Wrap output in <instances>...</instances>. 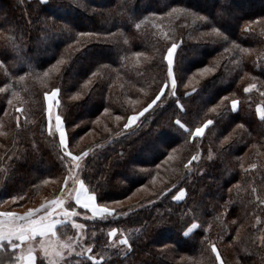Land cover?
Instances as JSON below:
<instances>
[{
  "label": "trees",
  "instance_id": "obj_1",
  "mask_svg": "<svg viewBox=\"0 0 264 264\" xmlns=\"http://www.w3.org/2000/svg\"><path fill=\"white\" fill-rule=\"evenodd\" d=\"M103 1L0 0V87L7 84L10 89L0 92V202L21 194L27 199L15 206L34 204L40 192L56 188L47 190L43 181L62 175L58 141L47 136L42 123L45 84L48 89H60L71 150L79 153L101 145L86 157L82 173L101 203L125 197L134 186L146 183L169 153L176 154L174 163L169 161L172 170L162 188L132 208H118L122 212L133 209L126 217L97 222V229L111 226L128 232L131 243L130 250L122 245L109 248L105 231L98 232L95 251L105 257L104 264H217L206 240L217 244L224 264H231L226 246L240 264H263L264 120L254 110L258 103L264 107L260 95L264 92V0H256L258 6H251L253 0H212L211 4L207 0ZM243 2L249 5L247 12L235 17L232 7L240 5L243 10ZM173 8L194 15L178 11L169 17ZM64 11L73 19H64ZM213 27L227 39L203 35ZM173 42L179 45L175 64L182 122L194 128L213 119L216 123L210 130L195 140L177 131L174 108L181 110L173 104L150 110L126 132L122 131L123 117L108 125L110 133L99 131L92 144L77 148L82 134L79 124L87 122L88 127L105 109L124 114L120 92L113 84L122 86L130 99L144 98L141 88L147 96L155 91L165 76L162 54ZM200 48L205 55L192 58ZM48 52L52 54L47 56ZM59 60L64 63L57 65ZM183 62L190 68L182 67ZM5 68L15 75L6 77ZM204 68L214 70L198 84L183 86L186 73ZM20 75L24 81H19ZM250 83L257 87L245 93ZM80 90L84 96L71 101V94ZM233 98L239 100L237 112L230 108ZM18 107L23 117L15 120ZM213 107L216 112L209 111ZM230 133L231 138L221 143ZM155 135L164 138L163 150L150 163L133 162L141 145L155 141ZM197 154L200 158L186 169L184 165ZM179 188L185 189L186 196L177 202L172 196ZM192 222L200 227L186 238L182 233Z\"/></svg>",
  "mask_w": 264,
  "mask_h": 264
},
{
  "label": "snow or ice",
  "instance_id": "obj_2",
  "mask_svg": "<svg viewBox=\"0 0 264 264\" xmlns=\"http://www.w3.org/2000/svg\"><path fill=\"white\" fill-rule=\"evenodd\" d=\"M178 11L181 14L194 15L186 9L178 10L176 8H173L167 15L171 17ZM197 19L203 20L204 18L197 17ZM154 26L158 27L159 25ZM136 27L139 28L140 24H137ZM81 35L91 36L93 34L82 33ZM203 35L227 39L216 27H213L211 32ZM69 47L72 46L70 45ZM178 47L179 45L173 42L167 47L166 53L162 54L161 63L162 66H166V75L157 83L156 91L149 97L150 102L147 103L146 107H142L135 114L127 116V122L123 125L125 130L135 125L139 118L144 116L149 110L164 108L165 106L172 107L173 104L181 110L176 112L174 108L176 119L173 126L176 127L177 131H182V134H188L193 140L203 137L205 131L210 130V126L216 123L213 119H205L193 129L187 127L185 122H182L184 108L177 97L178 77L176 72L178 69L175 64V55ZM227 51L228 49L226 48L225 52ZM136 55L139 56L140 53L137 52ZM63 63V60L57 61V65ZM0 67H3V64H0ZM53 67L55 68L56 66L54 65ZM180 70L182 71V69ZM212 70L214 69L205 68L202 74ZM4 71L6 77L15 75V73H10L7 68ZM47 75L48 73L45 72L44 76L46 77ZM18 79L19 81H24L25 76L20 75ZM37 79H40L38 75ZM0 83L3 82L0 81ZM90 83V80L87 81L85 87ZM256 87L255 83H250L243 91L250 93ZM9 90L7 84L0 87V92H8ZM140 91L144 92L145 89L141 88ZM195 91L196 89H193V92ZM59 93V88H52L50 92L44 94L46 119L42 123L45 125L44 130L47 136L52 137L54 142L58 141V159L62 175L51 181L56 185L53 194L50 198L45 197L38 206L28 207L23 212L11 210L20 201L27 199L26 195L21 194L12 195L8 200L4 201L3 203L7 204V207L0 206V264H104L105 257L101 255L98 258L95 253L98 232L102 233L104 231L103 228H96L97 222L108 223L110 220H116L121 216L126 217L132 211V209H129L128 212L118 211L122 204L121 201H114V206H110L108 203H101L99 193L82 176L89 151L74 153L71 150L66 124L59 114H54L53 112V107L61 103ZM145 94L147 95V93ZM188 94L185 93V95ZM12 95L19 100L17 92L13 91ZM260 95L264 96V92H261ZM79 98V93L70 97L72 100ZM223 99L227 100L228 98L224 97ZM7 103L12 105L13 101L9 99ZM230 104L231 110L237 112L239 101L233 98ZM217 107H213L209 111L216 112ZM15 111L20 113L22 109L16 108ZM107 111L108 109H105V112ZM256 111L259 118L264 120V107L257 105ZM53 118L54 126L52 123ZM115 119L120 121L123 117L116 116ZM237 127H242V125H237ZM230 138L231 133L221 143L226 142ZM175 151L173 149V152ZM173 158L172 153H169L168 159L171 160ZM199 158V154L193 155L184 167L188 169L192 161H196ZM252 167H255V165H252ZM49 182V179L43 181L44 184H49ZM163 194L164 192L162 191L161 195ZM185 196V189L180 188L179 192L172 196V199L181 201ZM260 203L264 204V200H261ZM88 222H91V225ZM199 227L197 223L193 222L182 235L187 238L193 230H198ZM205 232H207V229H205ZM117 234L118 229L116 227H112L107 231V247L114 248L116 246L113 238ZM205 242L215 255L217 264H223L217 244L212 240H206ZM260 243L264 244V237L261 238ZM119 245L127 246L130 250V238L124 236L119 240Z\"/></svg>",
  "mask_w": 264,
  "mask_h": 264
},
{
  "label": "rangeland",
  "instance_id": "obj_3",
  "mask_svg": "<svg viewBox=\"0 0 264 264\" xmlns=\"http://www.w3.org/2000/svg\"><path fill=\"white\" fill-rule=\"evenodd\" d=\"M39 1L43 2L45 0H39ZM147 1L152 2L153 0H143L142 3L143 4H146ZM207 1H208L209 4L212 3V0H207ZM103 2H106V0H104ZM250 2H251V6H254V4L258 6L256 0H253V1H250ZM242 4H243V10L241 8L242 6H240V5L232 7V9L236 12V13H234V16L235 17L240 16L241 13H242V11L247 12V10L249 8V5H247L246 2L245 3L243 2ZM62 17L64 19H67V18L68 19H73L71 13H66L65 11H64V13H62ZM228 29H229V31H231L230 27H228ZM263 38H264V33H263ZM170 45H171V43L167 47H169ZM167 47L164 49L163 54L166 53ZM51 54H52V52H48L47 56L48 55L50 56ZM202 55H205V53L200 48V52L198 54H196V55H191V57L194 58V59H200V58L203 57ZM164 67H165L164 73L166 75V66H164ZM182 67H184L185 69L190 68L186 62L185 63L183 62ZM204 69H196V71H194V72L193 71H190V72L186 73L185 76H184V85L183 86L185 88H187L190 85L198 84L201 81L202 77L206 74V73L202 74V72H203ZM208 69H210V68H208ZM210 72H212V71H209L207 73H210ZM42 84H44V83H42ZM112 87H113L114 90L118 89V91L120 92V96H121L120 99H121V102L123 103L124 108H125V110L123 111L124 114L123 115H120L119 113H114V112H110V111H107V112L101 111V112H99V115H97L96 117H94V118H92L90 120V124L88 125V127L85 124L87 122H82L81 124H79L80 125L79 128L80 127L82 128L80 130V132H82V134L80 136H78V140H77V144H76L77 145V148H79V146L82 143H90L91 142V144H92V141H94L95 139L98 138L99 135H97V134H98L99 131H104L106 133H110L109 132L110 129H108L109 128L108 125L114 124V123L118 122L115 119L116 116L124 117V120H125L124 121V124H125L127 122V116L135 114L142 107H146L147 103L150 102L149 97H151L152 94H153V92H152L151 95L147 96L145 94L146 92L139 91V92H141V94L144 93V98L137 97L135 99H133V98L130 99V98H128V97H126L124 95V89L122 88V86H120V85H114L113 84ZM52 88H56V87H52ZM51 89H48L46 87V85L44 84L42 86V90H41L42 110L44 111L45 119H46V112H45L46 102L44 100V94L46 92H50ZM155 91H156V89H155ZM77 93L80 94V98H82L84 96V90L83 91L80 90L79 92L77 91L75 94H71V97L74 96V95H76ZM59 98L61 100L60 95H59ZM70 100L71 101H75V100H72V99H70ZM257 105H260L261 107H263L260 103H258ZM257 105H256L254 111H255L256 115L258 116L257 111H256ZM18 108L21 109V107H18ZM230 108H231V104H230ZM238 108H239V104H238ZM91 110H93V109H91ZM53 112H54V114H59L62 117V119H63L64 107H63V102L62 101H61V103L59 105L53 107ZM96 112H97V109H95V113ZM16 114H15V120H18V117L19 118H22L23 117L22 116V111L20 113H17L16 112ZM63 121H64V119H63ZM52 123H53V126H54V118H53V122ZM83 124H84V127H83ZM135 125H133L132 127H135ZM132 127H130L129 129L125 130L124 127L122 126V131L123 132L129 131ZM44 129H45V125H44ZM66 131H67V134L69 136V133H68V130L67 129H66ZM0 135H3V132L1 130H0ZM155 136H156V140L155 141H152L150 144L147 143V144L141 145V147L138 149V151L140 150V155L137 156L139 154L137 152L132 157V159H133L132 161L133 162H135L136 160H144L145 162L150 163L151 160L155 156L158 155V150L159 151H162L163 150L162 147L164 145H166V142L164 141V138L162 139V136L161 135H155ZM99 146H101V145H97L95 147H91V149L89 151V154L90 153H94L95 151L98 152L100 150V149H98ZM172 155L174 157L173 159L169 160L168 159L169 154H168L165 157V159L163 160L162 164H158L156 166V171L153 173L152 177L149 180L146 181V183H142L140 185L134 186V188H132L128 193H126V196L125 197H123V198H121L119 200H113L112 202H109L108 204L110 206H114L113 205V202L114 201H121L122 204H121V206L119 208L124 207V209H125V208H129L131 206H135V203H137L139 200H142L143 198H146L149 194L151 195V194L156 193L160 188H162V184L161 183H165L168 180V174H169L170 168L172 170V166L170 164L171 163H174V159L176 158V154L175 153H173ZM169 161L171 163H169ZM139 169L142 170V168H139ZM0 171H1V169H0ZM52 180H55V179H53V178L49 179V181H50L49 184L42 183V187L43 186L46 187L47 190L49 188H51L54 185L51 182ZM129 180L132 183L135 181L134 178H130ZM179 190H180V188L178 190H176L175 195L179 192ZM52 194H53V192H49V191L47 193H45V191L43 193L40 192V194L37 197H35V199H34V202H36V203H34V204L27 203V204H25L23 206H13L11 210L16 211V212H23L28 207H36V206H38V204L45 197H49L50 198ZM177 202H180V201H177ZM0 206L7 207L8 205L7 204H4L3 201H1L0 202ZM125 212H128V211H125ZM88 223H89V225H91V222H88ZM191 224L188 226V228L191 226ZM107 228L108 229L104 228V231H105L106 235H107V231H109L112 227L110 226V227H107ZM187 229L185 231H187ZM263 233H264V231L261 234L263 235ZM127 235H128V232H126V231L123 232V231H121V230L118 229L117 236L113 238V240L115 241V245L118 246L119 245V240L121 238H123L124 236H127ZM262 235H261V237H263ZM228 246L231 247L230 244ZM226 249H227V246H226ZM226 249H224V252H225V254H227L226 256H227L229 262L231 264H240V262L238 261V258L234 255V253H232V251L229 252L228 249L226 251ZM95 253L97 254V257L99 258L98 253L96 251H95ZM221 260H222V258H221Z\"/></svg>",
  "mask_w": 264,
  "mask_h": 264
}]
</instances>
